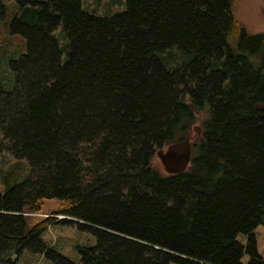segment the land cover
Listing matches in <instances>:
<instances>
[{
	"label": "trees",
	"instance_id": "1",
	"mask_svg": "<svg viewBox=\"0 0 264 264\" xmlns=\"http://www.w3.org/2000/svg\"><path fill=\"white\" fill-rule=\"evenodd\" d=\"M15 1L27 53L14 90L0 88V149L31 174L0 188V264L25 251L74 264L44 243L54 225L96 239L81 264H264V33L234 18V0H127L111 18L83 0ZM174 48L189 60L167 67ZM196 128L184 172L154 166Z\"/></svg>",
	"mask_w": 264,
	"mask_h": 264
},
{
	"label": "rangeland",
	"instance_id": "2",
	"mask_svg": "<svg viewBox=\"0 0 264 264\" xmlns=\"http://www.w3.org/2000/svg\"><path fill=\"white\" fill-rule=\"evenodd\" d=\"M46 2L48 0H38ZM6 7V18L0 23V88L5 93H11L16 84L15 74L12 69V62L19 60L27 53V40L20 35H13L10 29L11 22L18 13L19 6L15 0H4ZM82 9L90 15L100 18H111L124 13L127 10V0H83ZM234 18L242 23L248 33L252 35L264 33V0H234L232 6ZM54 36L59 42L63 51V61H67L69 53V39L62 25L54 32ZM177 48L171 49L164 54L165 65L176 68L184 59L189 60L187 56L179 53ZM185 57V58H184ZM198 129L191 133L190 142L193 143ZM3 135L0 130V142ZM156 166L162 173L168 174L164 164L157 156L154 159ZM31 174L30 165L26 160H17L10 153L0 149V188L2 192L6 191L8 186H13L25 182ZM55 218L60 220L62 217L51 214H44L41 217ZM255 237L257 241L258 254L264 259V226L256 228ZM43 241L47 246L61 256L69 259L74 264H81L82 256L79 248H94L97 244L96 239L79 230L54 225L43 235ZM237 241L246 246L248 236L239 234ZM250 256L246 253L242 259L243 264H248ZM15 264H55L50 257L40 255L30 251H25Z\"/></svg>",
	"mask_w": 264,
	"mask_h": 264
},
{
	"label": "water",
	"instance_id": "3",
	"mask_svg": "<svg viewBox=\"0 0 264 264\" xmlns=\"http://www.w3.org/2000/svg\"><path fill=\"white\" fill-rule=\"evenodd\" d=\"M191 154V142L187 140L185 142L173 144L167 149L158 152L157 155L164 164L168 174H180L190 165ZM74 221L81 223L76 220Z\"/></svg>",
	"mask_w": 264,
	"mask_h": 264
}]
</instances>
